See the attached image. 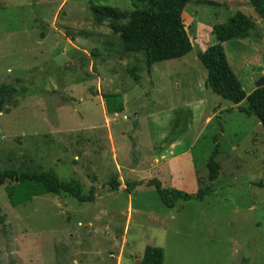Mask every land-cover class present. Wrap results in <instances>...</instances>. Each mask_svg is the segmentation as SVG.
I'll return each mask as SVG.
<instances>
[{
	"label": "rangeland",
	"instance_id": "374dc122",
	"mask_svg": "<svg viewBox=\"0 0 264 264\" xmlns=\"http://www.w3.org/2000/svg\"><path fill=\"white\" fill-rule=\"evenodd\" d=\"M135 3L0 0V170L54 172L79 180L84 195L97 191L92 203L46 194L13 206L1 186L0 264H140L148 245L164 250V264H264V127L239 111L246 100L206 85L196 52L217 43L215 25L251 16L250 38L223 43L249 95L264 77V20L248 0H190L183 18L195 50L149 72L91 10ZM117 93L125 111L106 117L103 96ZM217 145L221 170L210 182ZM194 175L195 192L212 193L173 210L154 187L128 193L125 184L191 188Z\"/></svg>",
	"mask_w": 264,
	"mask_h": 264
},
{
	"label": "trees",
	"instance_id": "16d2710c",
	"mask_svg": "<svg viewBox=\"0 0 264 264\" xmlns=\"http://www.w3.org/2000/svg\"><path fill=\"white\" fill-rule=\"evenodd\" d=\"M134 9L130 12L119 8L93 5L91 10L97 25L108 23L111 31L118 35L120 45L125 54H143L146 66L151 72L152 67L161 62L181 59L195 50V46L184 22V12L190 0H136ZM258 16L264 20V0H248ZM256 27L254 19L238 11L226 22L214 26L217 43L206 50H197V58L207 70L206 85L223 99L240 105L245 100L247 108L239 111L248 116H254L264 127V87L247 94L233 71L223 47L229 40H246L251 37ZM137 68L133 73H137ZM138 81V77L135 76ZM1 92H9L3 86ZM107 113L120 114L125 111L122 94H106L103 96ZM0 102V110L3 105ZM215 142H218L217 136ZM219 154L217 145L209 158L207 167L209 180L214 182L219 178L221 165L216 161ZM127 191L146 185L154 187L163 204L169 210L175 209L178 201L203 200L212 193V188L200 189L196 194H189L177 189L164 188L156 179L147 182H131L126 180ZM5 186L7 195L13 206H19L33 201L36 197L46 194L75 198L80 203H92L96 199V189L92 188L84 195L81 182L72 179L62 181L54 172H20L15 170H0V187ZM113 191L120 187L117 176L110 182ZM164 250L160 247L146 246L140 264H164Z\"/></svg>",
	"mask_w": 264,
	"mask_h": 264
},
{
	"label": "crops",
	"instance_id": "0c3cea01",
	"mask_svg": "<svg viewBox=\"0 0 264 264\" xmlns=\"http://www.w3.org/2000/svg\"><path fill=\"white\" fill-rule=\"evenodd\" d=\"M204 50H206V49H204ZM104 105H105V103H104ZM104 113H105V115L107 114V115H110V114H108L107 113V110H106V106H105V111H104ZM107 115H106V117H107ZM116 115H118V114H115V116ZM110 116H113V115H110ZM179 142L180 141H177V143H173L172 145H171V147H176L178 144H179ZM186 151V150H185ZM184 151V152H185ZM183 152V153H184ZM183 153H180V156L183 154ZM185 153H188V152H185ZM180 159V158H179ZM178 159V160H179ZM178 160L176 159V161L173 163V168L171 167V169L172 170H175V173L177 174V168L176 169H174V164L176 163V162H178ZM180 161V160H179ZM178 176V175H177ZM119 178V177H118ZM119 180H120V178H119ZM196 180V178H195V175H194V181ZM121 182V181H120ZM134 182H139V181H134ZM196 185H197V183H196V181H195V184H194V186L193 187H191L190 188V186L187 184V185H181V183H179L178 181H177V184H176V188L175 189H177V190H180V191H182L183 190V192H186V193H189V194H196L197 192H198V190H197V192H195L196 191ZM142 186H146V185H142ZM142 186H138V187H142ZM187 186V187H186ZM138 187H135V188H138ZM147 187H150V186H147ZM92 189V188H91ZM96 189V188H95ZM128 192V191H127ZM133 192V191H132ZM129 193V192H128ZM96 194H97V191H96ZM96 200V199H95ZM95 202V201H94Z\"/></svg>",
	"mask_w": 264,
	"mask_h": 264
},
{
	"label": "water",
	"instance_id": "95a60500",
	"mask_svg": "<svg viewBox=\"0 0 264 264\" xmlns=\"http://www.w3.org/2000/svg\"><path fill=\"white\" fill-rule=\"evenodd\" d=\"M264 87V77H262L257 83H256V88H263Z\"/></svg>",
	"mask_w": 264,
	"mask_h": 264
}]
</instances>
